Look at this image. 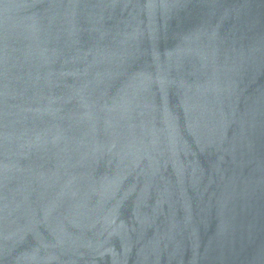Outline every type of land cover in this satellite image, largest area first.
<instances>
[{"label": "water", "instance_id": "95a60500", "mask_svg": "<svg viewBox=\"0 0 264 264\" xmlns=\"http://www.w3.org/2000/svg\"><path fill=\"white\" fill-rule=\"evenodd\" d=\"M0 264H264V0H0Z\"/></svg>", "mask_w": 264, "mask_h": 264}]
</instances>
